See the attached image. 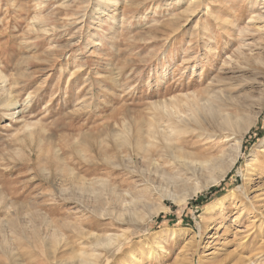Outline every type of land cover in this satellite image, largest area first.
Listing matches in <instances>:
<instances>
[{"label":"rangeland","instance_id":"1","mask_svg":"<svg viewBox=\"0 0 264 264\" xmlns=\"http://www.w3.org/2000/svg\"><path fill=\"white\" fill-rule=\"evenodd\" d=\"M2 97L0 264H264V0H0Z\"/></svg>","mask_w":264,"mask_h":264},{"label":"bare ground","instance_id":"2","mask_svg":"<svg viewBox=\"0 0 264 264\" xmlns=\"http://www.w3.org/2000/svg\"><path fill=\"white\" fill-rule=\"evenodd\" d=\"M216 83V82H215ZM219 86V85H218ZM213 91V90H212ZM2 95V94H1ZM210 97H212V98H215L216 100H218V95L216 94V93H213V94H211L210 95ZM7 98V97H6ZM211 98V99H212ZM9 100V99H8ZM2 103H6V100L2 97V99L0 100V104H2ZM8 107H13L14 106V102H12V101H9L8 103ZM199 106V108H198V113H201V112H205V113H211L212 115H216V113H217V111H216V109L214 108V107H212V106H210V105H208V104H203V105H198ZM194 110L196 111V108L193 106V108H192V110L190 109V111H193L194 112ZM15 112V111H14ZM171 113V112H170ZM169 113V114H170ZM9 115H12L11 113H9L8 114V116ZM172 115V114H171ZM171 115H167L169 118L171 117ZM208 115V114H207ZM9 117H11V116H9ZM191 120H195L194 121V123L195 124H200V123H198V121H196V119H195V116L194 115H192L191 116ZM181 122H184V121H182V120H180ZM178 122V121H177ZM179 124V123H178ZM197 126L195 127V128H193V129H196L197 130ZM156 134H158V133H156ZM162 138L167 142V136H165V135H162ZM230 140V139H229ZM235 140V139H234ZM122 142H123V144L125 145V146H127V147H130L131 146V144H130V140H129V138L128 137H123L122 138ZM239 147H240V145H239ZM239 147H238V149H239ZM164 149V148H163ZM165 149H168V147H165ZM162 151V153H163V150H161ZM166 152V151H165ZM238 152V151H237ZM168 153V152H167ZM252 161V160H251ZM182 163V162H181ZM232 163V162H231ZM252 163V162H251ZM248 164H250V163H248ZM231 166V165H230ZM135 168V167H134ZM149 169H150V167H148ZM151 168H154L155 169V172L157 173V174H159L158 173V171H157V167H151ZM178 168V170L179 171H185L186 172V174H187V176L184 178V179H180V178H170L169 176L168 177H166L165 178V182L167 183V184H169V185H172V186H174V187H184L185 185H186V183H185V181L186 180H188V179H191V178H193V177H199V176H202V175H204L205 174V172H207L209 169H211L210 168V166L208 165V163L207 162H200V161H196V162H194V164L192 165V167H177ZM214 168V167H213ZM146 169H147V167H146ZM160 169V168H159ZM158 169V170H159ZM225 169V168H224ZM224 169H222L221 170V172L217 175V176H213L212 178H211V184H215V183H218V181L219 180H222L223 179V177H224V172H225V170ZM230 169V168H229ZM228 169V167H227V170H229ZM146 171V170H145ZM210 171V170H209ZM132 173L133 174H135V173H137V178H144V176H143V174H142V172H140V171H138L137 172V169H136V171L135 170H132ZM155 173V174H156ZM161 173V172H160ZM163 173V172H162ZM183 173V172H182ZM226 173V172H225ZM155 174H154V177H155ZM181 175V174H180ZM184 175V174H183ZM201 178V177H200ZM224 180V179H223ZM85 181V180H84ZM190 181V180H189ZM139 182V181H138ZM141 183H142V186H144L145 188H144V191H147V192H149V193H154L155 192V190H157L158 188H161L162 186L161 185H159L158 187H156L155 185H154V183H151L150 181H148L147 179H142V181H140ZM246 182V181H245ZM139 185H141V184H139ZM137 186V185H136ZM179 187H178V189H179ZM202 187H205V185H202V186H200V187H198L197 189L199 190V189H201ZM260 189V188H259ZM262 190H264V188H262ZM146 192V193H147ZM161 192V191H160ZM166 192V191H165ZM259 193V192H258ZM264 193V192H263ZM166 194V193H165ZM169 195V194H168ZM123 195L121 194V195H119V203H123L124 202V199L123 198H121ZM124 196H126V195H124ZM146 196V195H145ZM149 196V195H148ZM158 196H160V194H158ZM132 197V196H131ZM147 197V196H146ZM160 197H162V196H160ZM150 198V197H149ZM259 198V197H258ZM132 199V198H131ZM135 199H137L136 201H135V207L137 206V205H139V204H143V200H142V198L141 197H135ZM145 199V198H144ZM260 199V198H259ZM148 200V199H147ZM250 200H252L253 201V199H251L250 198ZM249 200V201H250ZM255 201V200H254ZM144 202H146V201H144ZM133 203V202H132ZM147 203V202H146ZM258 203V202H257ZM124 204H126L127 205V203H125L124 202ZM123 204V205H124ZM134 204V203H133ZM124 207V206H123ZM128 207H130V206H128ZM127 208V207H126ZM137 208H138V206H137ZM143 208V207H142ZM249 208H253V209H255V207L254 206H252V207H249ZM80 209H82V208H80ZM135 208H133V209H130V211H129V216H128V219L130 220V221H132L133 219H134V217L136 216L135 215V213H136V211L134 210ZM139 209V208H138ZM129 210V209H128ZM135 211V213L133 212V211ZM137 210V209H136ZM132 211V212H131ZM127 212V211H126ZM255 212V211H254ZM120 216V215H119ZM257 218V217H256ZM254 219V218H253ZM216 238V237H215ZM212 244V243H211ZM102 244H101V242H97V244L96 245H94V246H92V247H96V246H101ZM102 246H104V245H102ZM194 254V253H193ZM193 257V256H192ZM190 258H191V256H190ZM200 258H201V256H200ZM239 259V258H238ZM193 260V259H192ZM238 262V261H237ZM239 263V262H238ZM242 263V262H241Z\"/></svg>","mask_w":264,"mask_h":264},{"label":"trees","instance_id":"3","mask_svg":"<svg viewBox=\"0 0 264 264\" xmlns=\"http://www.w3.org/2000/svg\"><path fill=\"white\" fill-rule=\"evenodd\" d=\"M210 191H211V193H215V192L218 191V189L215 188V189H211ZM204 199H205V198H201L198 204L201 205V206L204 205V204L207 202L206 199H205V200H204ZM201 201H202V202H201Z\"/></svg>","mask_w":264,"mask_h":264}]
</instances>
